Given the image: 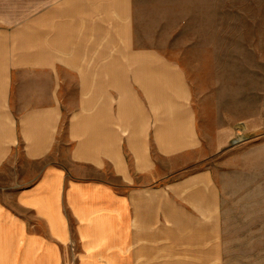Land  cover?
<instances>
[{
    "label": "crops",
    "instance_id": "0c3cea01",
    "mask_svg": "<svg viewBox=\"0 0 264 264\" xmlns=\"http://www.w3.org/2000/svg\"><path fill=\"white\" fill-rule=\"evenodd\" d=\"M133 1L0 12V264L226 261L191 87L138 46Z\"/></svg>",
    "mask_w": 264,
    "mask_h": 264
},
{
    "label": "rangeland",
    "instance_id": "374dc122",
    "mask_svg": "<svg viewBox=\"0 0 264 264\" xmlns=\"http://www.w3.org/2000/svg\"><path fill=\"white\" fill-rule=\"evenodd\" d=\"M102 1L70 0L79 13ZM133 2L138 46L161 51L191 87L208 146L191 171L212 170L222 187L224 264H264V0ZM34 6L0 0L1 13L19 14L13 25L32 23Z\"/></svg>",
    "mask_w": 264,
    "mask_h": 264
}]
</instances>
